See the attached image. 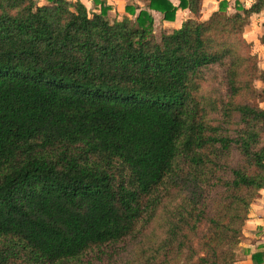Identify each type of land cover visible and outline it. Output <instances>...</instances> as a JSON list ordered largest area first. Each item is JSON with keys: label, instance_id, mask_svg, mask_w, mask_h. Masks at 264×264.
<instances>
[{"label": "trees", "instance_id": "trees-1", "mask_svg": "<svg viewBox=\"0 0 264 264\" xmlns=\"http://www.w3.org/2000/svg\"><path fill=\"white\" fill-rule=\"evenodd\" d=\"M46 1L0 0V264H238L264 189L245 37L264 0L161 41L148 9ZM180 1L149 8L201 17Z\"/></svg>", "mask_w": 264, "mask_h": 264}, {"label": "crops", "instance_id": "crops-1", "mask_svg": "<svg viewBox=\"0 0 264 264\" xmlns=\"http://www.w3.org/2000/svg\"><path fill=\"white\" fill-rule=\"evenodd\" d=\"M78 1V0H70ZM89 9L91 13H100L103 8V4L96 3L94 0H80ZM110 6L108 16L114 13L116 19L121 18L123 15H129L134 17L140 13L142 9H148L154 16V27H160L164 32H171L174 29L181 27L182 23L190 18L203 20L210 16L214 11L220 9L221 3H224L226 11L228 13H236L240 11L242 7L250 8L256 0H201L202 15L200 18L189 8L179 9L175 20H164L163 13L150 9L149 0H102ZM174 5L179 6L180 0H171ZM45 3L47 1L45 0ZM43 3V4H45ZM128 7H133L136 10V14L133 16L128 11ZM110 19V18H109ZM112 21V20H111ZM264 35V10L259 13H254L251 16L250 25L245 31V37L249 42H254L256 38H260ZM256 42V41H255ZM260 56L264 58V43H260L258 46ZM264 68V60L260 63ZM239 262L238 264H264V189L261 190L260 196L252 204L250 209L249 218L244 228V235L241 243L238 247Z\"/></svg>", "mask_w": 264, "mask_h": 264}, {"label": "rangeland", "instance_id": "rangeland-1", "mask_svg": "<svg viewBox=\"0 0 264 264\" xmlns=\"http://www.w3.org/2000/svg\"><path fill=\"white\" fill-rule=\"evenodd\" d=\"M40 4H43L45 3V0H39ZM115 14L112 13L110 16H108L110 18V20L114 21L116 19V17L114 16ZM163 30L160 29V27H155V37L158 41H161V38H162V34H163ZM256 41V42H255ZM260 43H262L261 41V38L260 36L258 38H256L253 42V48H254V51L258 53V55L260 54V52L258 51V46L260 45ZM259 58H260V62L264 60V58H262V56L259 55ZM257 86L260 90V92L263 90L264 88V83L262 81H258L257 82ZM263 96L259 95L256 99H255V102L256 104L264 107V100H263Z\"/></svg>", "mask_w": 264, "mask_h": 264}]
</instances>
